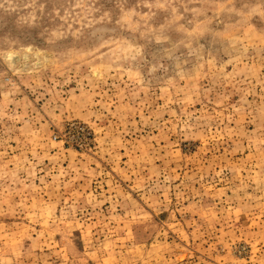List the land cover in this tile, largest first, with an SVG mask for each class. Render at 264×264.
I'll return each instance as SVG.
<instances>
[{"label":"rangeland","instance_id":"1","mask_svg":"<svg viewBox=\"0 0 264 264\" xmlns=\"http://www.w3.org/2000/svg\"><path fill=\"white\" fill-rule=\"evenodd\" d=\"M0 264H264V0H0Z\"/></svg>","mask_w":264,"mask_h":264},{"label":"bare ground","instance_id":"2","mask_svg":"<svg viewBox=\"0 0 264 264\" xmlns=\"http://www.w3.org/2000/svg\"><path fill=\"white\" fill-rule=\"evenodd\" d=\"M25 59L27 60V57H26ZM14 60H15V61H17V60H18V58H15Z\"/></svg>","mask_w":264,"mask_h":264}]
</instances>
